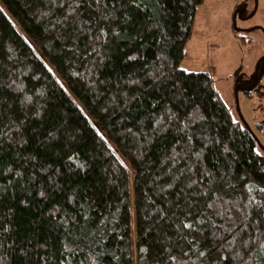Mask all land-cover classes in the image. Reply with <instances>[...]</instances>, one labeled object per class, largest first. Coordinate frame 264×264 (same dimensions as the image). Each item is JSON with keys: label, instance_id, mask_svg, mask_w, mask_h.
<instances>
[{"label": "trees", "instance_id": "obj_1", "mask_svg": "<svg viewBox=\"0 0 264 264\" xmlns=\"http://www.w3.org/2000/svg\"><path fill=\"white\" fill-rule=\"evenodd\" d=\"M203 1L0 0V264L264 256V150L180 67Z\"/></svg>", "mask_w": 264, "mask_h": 264}, {"label": "rangeland", "instance_id": "obj_2", "mask_svg": "<svg viewBox=\"0 0 264 264\" xmlns=\"http://www.w3.org/2000/svg\"><path fill=\"white\" fill-rule=\"evenodd\" d=\"M186 51L180 67L210 72L233 117L264 150V0H204Z\"/></svg>", "mask_w": 264, "mask_h": 264}]
</instances>
